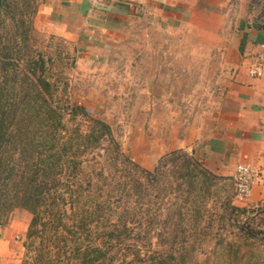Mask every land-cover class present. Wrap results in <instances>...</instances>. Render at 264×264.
<instances>
[{
  "label": "rangeland",
  "instance_id": "1",
  "mask_svg": "<svg viewBox=\"0 0 264 264\" xmlns=\"http://www.w3.org/2000/svg\"><path fill=\"white\" fill-rule=\"evenodd\" d=\"M37 2L6 0V11L0 12V36L11 47L15 64L8 75L23 82L20 73L26 71V60L41 54L44 76L56 85L51 104L69 108L68 113L81 109L74 119L66 114V124L78 123L85 129L84 118H89L108 125L110 136L94 152L96 159L89 158L83 168L84 184V178L96 184L100 172L104 177L113 172L103 158L109 141L123 158L149 172L176 151L198 162L194 150L219 127L230 87L242 74L240 25L254 28L264 22V0H186L181 20L137 13L110 48L85 56L33 27ZM194 183L196 201L185 205L181 214V228L189 236L186 248L179 245L182 237L174 241L169 234L179 217L178 207L169 201L172 195L165 200L168 209L157 213L155 225L162 239L156 235L153 248L177 258L182 253V264H264V202L247 204L252 189L247 199L236 202L231 180ZM228 204L244 211L223 220ZM4 218L0 264H32L36 250L27 248L33 241L27 238L30 213L17 208ZM244 224L262 231L257 238L248 237Z\"/></svg>",
  "mask_w": 264,
  "mask_h": 264
},
{
  "label": "trees",
  "instance_id": "2",
  "mask_svg": "<svg viewBox=\"0 0 264 264\" xmlns=\"http://www.w3.org/2000/svg\"><path fill=\"white\" fill-rule=\"evenodd\" d=\"M5 6L6 0H0V12ZM253 27L257 40L264 43V22ZM245 39L244 34L240 52ZM0 45V225L17 208L30 213L27 238L33 241L27 248L36 250L31 263L182 264V253L168 257L153 248L156 235L162 239L155 225L157 213L168 209L165 200L172 195L169 201L178 207L179 217L169 234L174 241L182 237L179 245L184 249L189 236L181 228V214L185 205L196 201L194 181L229 179L208 172L182 151L166 154L149 172L123 158L109 141L103 158L113 172L106 177L100 172L96 184L84 178V184L83 168L89 158L96 159L94 152L110 136L108 125L84 118L85 129L78 123L68 126L65 115L74 119L81 109L68 113L69 108L51 104L56 85L44 76V57L30 56L26 71L20 73L23 82H15L8 75L15 65L11 47L2 36ZM17 45L15 38L13 46ZM239 209L228 204L222 219L238 217L244 211ZM244 227L251 238L262 231Z\"/></svg>",
  "mask_w": 264,
  "mask_h": 264
},
{
  "label": "crops",
  "instance_id": "3",
  "mask_svg": "<svg viewBox=\"0 0 264 264\" xmlns=\"http://www.w3.org/2000/svg\"><path fill=\"white\" fill-rule=\"evenodd\" d=\"M185 3L186 0H122L115 6L94 10L90 0H38L33 27L43 36L64 40L77 55H96L123 36L137 13L158 15L165 21L172 16L181 20ZM244 34L240 79L230 87L219 127L203 141L204 145L197 144L194 154L206 169L229 180L238 164L253 167L256 178L247 200L250 205L264 202V74L260 79L251 78L247 68L261 55L264 70V43L257 40L254 28L241 27V39Z\"/></svg>",
  "mask_w": 264,
  "mask_h": 264
},
{
  "label": "built area",
  "instance_id": "4",
  "mask_svg": "<svg viewBox=\"0 0 264 264\" xmlns=\"http://www.w3.org/2000/svg\"><path fill=\"white\" fill-rule=\"evenodd\" d=\"M121 2L122 0H90L91 8L94 10H102ZM261 47L264 48V45L262 44ZM258 58L259 60L250 64L247 69L248 76L255 79L262 78L264 74L263 66L260 63L262 56L259 55ZM255 178L256 171L253 167L246 164H238L236 166L235 172L231 177L236 202H241L248 198Z\"/></svg>",
  "mask_w": 264,
  "mask_h": 264
}]
</instances>
